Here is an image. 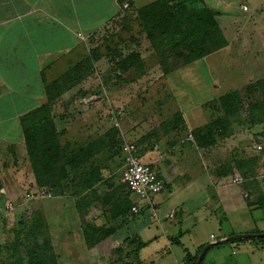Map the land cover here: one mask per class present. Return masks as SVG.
<instances>
[{
  "label": "crops",
  "instance_id": "0c3cea01",
  "mask_svg": "<svg viewBox=\"0 0 264 264\" xmlns=\"http://www.w3.org/2000/svg\"><path fill=\"white\" fill-rule=\"evenodd\" d=\"M137 1L0 0V161L6 158L7 148L11 150L22 145L26 154L20 118L46 102V86L83 61L89 47L87 43L92 42V38L124 8L137 10L159 0ZM249 1L203 0L204 5L215 12L225 43L200 62L190 63L189 72L194 79L202 77L200 68L207 74L213 73L217 80L207 88L223 86L225 91L229 90L220 96L247 90L256 80L264 78V17L260 22L256 13L264 0ZM119 73L117 79L119 76L131 79L127 77L130 71ZM161 73L149 88L138 85L143 73L134 82H114L112 89L118 90V95H122L121 90H133L136 86L137 90L162 89L171 72ZM85 79L67 85L68 91L61 95V104L57 107L80 112L86 109L87 102L101 99L95 92L89 96L90 101L87 100V90H79L84 87ZM196 96L201 95L197 93ZM75 97L78 103L72 105ZM209 101L210 98L180 107L177 112L183 124L179 129L165 131L161 140L150 145L149 141H142L146 133L132 132L137 129L136 124L134 129L129 126L131 132L128 134L125 132L130 129L126 126L114 124L121 138L125 134L124 142L138 145L140 159L152 164L163 181V189L152 198L156 216L146 204L141 205L137 215L123 213L124 198H128L129 203L132 198L121 184L123 169L122 166L116 168L115 160L108 161L111 171L106 173L114 182H120L115 190L119 199L105 215L102 211H82L83 221L79 220L74 200H66L68 196L48 197L45 194L49 192L36 189V196L29 200L32 205L30 221L44 232L51 246L46 252H56L53 253L56 264H190L187 256H198L207 244L234 235L264 233V120L250 122L246 113L230 122L228 135L215 134V143L202 147L192 132L208 125L217 116L209 108L203 114L200 112L201 119L198 116L197 109ZM99 103L100 100L94 102L95 105ZM112 117L115 115L109 119ZM57 121L54 119L56 129L62 130ZM87 122L88 117L83 118L82 124L77 123V127L83 125L84 133ZM109 127L97 131L93 138L85 135L62 140L85 144L99 138ZM181 133L184 137L178 136ZM234 178H239L240 183L233 184ZM88 192L81 191L85 195ZM0 195L1 210L4 188L0 189ZM170 212L173 216L167 218ZM87 225L113 232L99 243L88 246L84 239ZM201 264H264V243L253 238L218 244L207 250Z\"/></svg>",
  "mask_w": 264,
  "mask_h": 264
},
{
  "label": "rangeland",
  "instance_id": "374dc122",
  "mask_svg": "<svg viewBox=\"0 0 264 264\" xmlns=\"http://www.w3.org/2000/svg\"><path fill=\"white\" fill-rule=\"evenodd\" d=\"M138 1L137 3H140L142 0ZM244 1L246 2V0ZM240 2H243V0H240ZM247 2L250 1L247 0ZM254 2L251 1L252 4ZM238 5L239 3H237ZM188 6L189 8L183 3V13L191 11L192 5L189 4ZM135 11H137L135 8H124L123 12L115 16L102 31L92 38V42L87 43L89 46L88 50L96 47L99 49L101 56L97 61L98 63L96 62L97 67L92 68L95 72L89 74L90 76L88 77L90 78L87 77L85 79V83L82 84L84 87L79 88V90H87L85 91L86 98L90 95L92 97L96 92L97 95H100L101 99H94V102L100 100V103L95 105L93 101H90L89 97L87 100L90 102H87L86 109L80 112L76 111V109L70 112L67 110L68 108L62 110L60 107H57V105L61 104L62 96L55 101V108H52V113L55 119L58 120L57 126L63 128L58 131L59 135H61L60 141L62 143H64L62 138L67 139V137L75 139L77 136L86 135L88 138H93L94 136L92 135H97L98 132L106 130L108 126H110L108 131L110 129L117 130L118 126L114 124L118 123L119 126L123 127L124 125L128 129H130L129 126L136 124L137 129H134L133 126L134 131L132 132L136 134L146 133L147 135L145 139L142 138V141H149L148 144L150 145L156 143L157 139L161 140L165 132L164 124L173 121V116L179 111L180 107H189L193 102L198 103L210 98L207 105L197 109L199 112L198 116L201 119V113L203 114V111H207L206 108L210 104H217L221 97L220 95L229 91H225L223 86L220 87L223 90H219L220 88H207L213 81L217 80V77L210 72L207 74L204 68H200L202 77L198 76V78L196 76L195 79L193 76L190 77L189 71L192 69V65H184L185 62L175 56L171 48L164 46L161 48L153 47V49L144 38L139 22L134 20ZM256 13H258V18L261 22L264 17V5H261V8L257 9ZM188 19L189 15H184L183 20L187 21ZM160 49L163 51V54L159 57ZM131 50L139 52V56L143 60L142 70L145 75L138 83L142 88H149L150 84H154L160 78L163 67L172 69L168 83L162 84L163 86L160 85L162 87V89L160 88L161 90H137L136 86L133 90H121L122 95H118L119 91L112 89L114 82L119 83L116 79L119 71L114 67L115 62L119 58L118 55L124 56ZM182 50L184 53L187 52L186 48ZM127 77H132V74L127 75ZM263 80L264 78L258 79L255 82H262ZM236 92L243 94L245 90H237ZM197 93L201 96H196ZM254 96H248V100H246L251 102L261 99L262 102L260 94L256 93ZM76 98L78 97L73 98L72 105L78 103V101H75L78 100ZM247 101L246 103H248ZM101 106L104 109H100L99 107ZM245 111L246 107L243 106L240 111V118L245 114ZM112 115H115V117H112L110 120L109 117ZM86 117H88L89 122L84 125L86 127L84 133L82 130L84 128L83 125L77 127V123L80 122L82 124L83 118ZM128 132H131V129L125 132V134H128ZM178 136L184 137V133ZM123 138L119 136V145L124 142L125 138ZM22 147V145L15 146V149H11V151L7 148L5 151L6 158L1 160L2 162L0 161V188L5 189L4 202H1L2 208L0 210V262L2 264H13V260L17 259L16 264H38V262L45 263V261L51 264L56 259V254H53L56 252H32L34 248L32 246L34 233L37 230L31 225L30 213L32 205L29 200L33 199L31 198L32 194L36 196L35 191L39 187L34 183V176L29 160ZM83 155L77 156L74 160H72L74 156L71 157L72 159L67 169L69 170L68 177L63 176L60 183L59 190L62 191L60 195L54 194L55 187L41 188L43 191H47L46 193L49 192L51 196H68L66 200H74L76 210L80 214L78 216L79 220L83 218L82 211L86 213H93L94 210L102 211L105 215L108 210H112L116 204L115 202H118L117 200L119 199V195L115 190L120 186V182H114L113 178L107 176L106 171H111L105 165L109 164L110 158L107 152L105 153L100 150L96 155L87 157H83ZM111 160H115L116 163H114L117 164L116 168L122 166L123 169L120 150ZM113 172L117 174V171L114 170ZM85 185H88L87 188H83L86 187ZM94 188H98L99 191ZM84 190L89 191L88 194L81 193ZM70 197H75V199ZM7 200H10L12 203V209L3 208V204ZM97 204L99 207H97ZM90 207L93 208L90 210ZM123 211L125 214L126 206H124ZM202 227H205L207 230L206 226ZM40 233L42 237H38L39 242L45 239L44 232Z\"/></svg>",
  "mask_w": 264,
  "mask_h": 264
},
{
  "label": "trees",
  "instance_id": "16d2710c",
  "mask_svg": "<svg viewBox=\"0 0 264 264\" xmlns=\"http://www.w3.org/2000/svg\"><path fill=\"white\" fill-rule=\"evenodd\" d=\"M171 2L172 5H169ZM183 3L187 8L191 4V11L183 13ZM135 13L134 20L139 22L140 30L152 48L164 46L171 48L174 55L185 62L184 65L199 61L225 43L223 34L215 20V12L208 9L204 5L203 0H159L144 8L137 9ZM184 15H189L187 21L183 20ZM184 48L187 49L186 53L182 50ZM162 54L163 51L160 49L159 57ZM139 55L137 51H130L124 56L118 55L119 58L115 62L114 67L121 73L130 71L132 77L131 79H123L119 76L118 79L116 78L117 81L134 82L142 77L144 73L142 70L143 64ZM100 56L101 53L98 48L89 49L83 61L75 65L61 79L53 81L46 86V102L37 109L25 113L19 120L26 155L34 176V183L39 188L55 187L54 194L56 195H60L62 192L59 189L63 176L68 177L69 170L67 169L72 159L71 157L74 156L72 159L74 160L77 156H82L83 154V157L96 155L102 150L109 154V160H111L117 155L120 150L119 146L122 145H119V132L116 129H110L99 138L91 139L85 144L62 143L60 141L61 135H59V130L56 129L54 123L55 117L52 113V107L55 101L64 92L68 91L66 90L68 89L67 85L80 83L90 73H93L92 68H94V64L100 59ZM161 71L164 75H167L172 69L163 67ZM256 93L261 95L262 102L261 99L248 102V96H254ZM243 106L246 107L245 114L247 113L250 122L264 120V80L255 82L250 87H247L243 94L238 92L228 93L221 96L217 104H210L209 110L217 114V116L208 125L192 132L193 136L201 143L202 147L212 145L215 143V134H218L219 137L228 135L230 122L237 121L240 118V111ZM182 124L181 115L177 112L174 114L172 122L164 124V131L179 129ZM105 165L107 166V164ZM121 184L126 189L122 182ZM85 186L83 188H87L88 185ZM126 194L130 197L127 189ZM31 196L33 197L34 195ZM124 203L126 206L125 212L131 214V202L129 203L128 198H124ZM33 228L37 231L34 233L32 245L34 248L32 252L49 251L51 249L49 242L46 239L39 242L38 237L41 238L42 234L36 225H33ZM112 232L113 230L111 229L96 230L87 225L84 229L85 243L88 246H93L112 234ZM257 240L264 243V239ZM196 259L197 256H187V261L190 264H195ZM55 262L56 259L51 264H56ZM16 263L17 259H14L13 264ZM38 264L49 263L45 261V263L38 262Z\"/></svg>",
  "mask_w": 264,
  "mask_h": 264
},
{
  "label": "built area",
  "instance_id": "2783aa9c",
  "mask_svg": "<svg viewBox=\"0 0 264 264\" xmlns=\"http://www.w3.org/2000/svg\"><path fill=\"white\" fill-rule=\"evenodd\" d=\"M246 10L245 7H242ZM123 161V170L121 174V182L126 186L130 193L132 203L130 213L137 215L141 210V205L146 204L151 209L153 216H156L157 209L152 206V198L163 189V182L158 172L152 164L142 162L139 157V148L133 142H123L120 147ZM239 178L232 180L233 184L240 183ZM48 197L49 194H45ZM4 209H12L10 200L5 201ZM173 213L170 212L167 218H171Z\"/></svg>",
  "mask_w": 264,
  "mask_h": 264
},
{
  "label": "water",
  "instance_id": "95a60500",
  "mask_svg": "<svg viewBox=\"0 0 264 264\" xmlns=\"http://www.w3.org/2000/svg\"><path fill=\"white\" fill-rule=\"evenodd\" d=\"M253 238L254 239H264V233L234 235V236H230L228 238H225L223 240H219L216 243L207 244L200 250V253L198 254L197 259L195 261V264H201L205 253L212 246H215V245H218V244H224V243H227V242H230V241H234L236 239H253Z\"/></svg>",
  "mask_w": 264,
  "mask_h": 264
}]
</instances>
